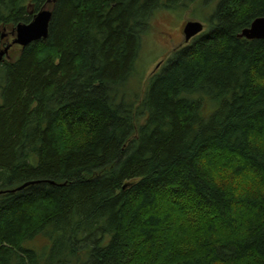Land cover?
<instances>
[{
    "label": "trees",
    "instance_id": "obj_1",
    "mask_svg": "<svg viewBox=\"0 0 264 264\" xmlns=\"http://www.w3.org/2000/svg\"><path fill=\"white\" fill-rule=\"evenodd\" d=\"M182 2L0 0V52L52 11L0 62V264H264V39L240 36L264 0H222L127 102L155 11Z\"/></svg>",
    "mask_w": 264,
    "mask_h": 264
},
{
    "label": "rangeland",
    "instance_id": "obj_2",
    "mask_svg": "<svg viewBox=\"0 0 264 264\" xmlns=\"http://www.w3.org/2000/svg\"><path fill=\"white\" fill-rule=\"evenodd\" d=\"M221 1L183 0L182 5L177 8H159L155 11L149 30L141 38V49L135 63V70L126 87L127 102L134 105L135 101L139 102V99L146 95L145 90L149 86V77L162 68L164 61L170 57L173 50L189 44L185 41L184 34V28L188 23H201L204 25V33L210 30L212 17ZM11 32V27H9L6 30L8 33L6 43L11 42L14 37ZM20 53L21 47L15 45L5 55V60L14 62ZM3 80L4 70L0 67V85ZM1 100L0 98V102ZM244 189L246 190V187ZM46 242L45 238H40L36 245L42 247ZM34 245L27 244L29 247Z\"/></svg>",
    "mask_w": 264,
    "mask_h": 264
},
{
    "label": "water",
    "instance_id": "obj_3",
    "mask_svg": "<svg viewBox=\"0 0 264 264\" xmlns=\"http://www.w3.org/2000/svg\"><path fill=\"white\" fill-rule=\"evenodd\" d=\"M51 18L52 12L43 10L35 16L31 23L19 24L15 29L16 39L13 43L22 47H26L32 42L38 41L40 39H46L48 36ZM203 29L204 26L201 23H188L184 28L186 42H189L191 39L202 33ZM240 36L241 38H246L247 40L264 39V18L256 19L251 27L245 29L242 34H240ZM9 49L10 46H7L3 51L0 52V61L3 60Z\"/></svg>",
    "mask_w": 264,
    "mask_h": 264
}]
</instances>
